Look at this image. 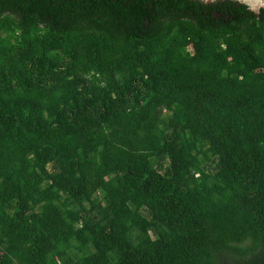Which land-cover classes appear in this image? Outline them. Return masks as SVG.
I'll return each instance as SVG.
<instances>
[{"label": "trees", "instance_id": "obj_1", "mask_svg": "<svg viewBox=\"0 0 264 264\" xmlns=\"http://www.w3.org/2000/svg\"><path fill=\"white\" fill-rule=\"evenodd\" d=\"M0 264H264V8L0 0Z\"/></svg>", "mask_w": 264, "mask_h": 264}, {"label": "water", "instance_id": "obj_2", "mask_svg": "<svg viewBox=\"0 0 264 264\" xmlns=\"http://www.w3.org/2000/svg\"><path fill=\"white\" fill-rule=\"evenodd\" d=\"M201 1L210 4L219 0H201ZM234 1L246 5L250 10H252L255 13H258L260 9L264 8V0H234Z\"/></svg>", "mask_w": 264, "mask_h": 264}]
</instances>
